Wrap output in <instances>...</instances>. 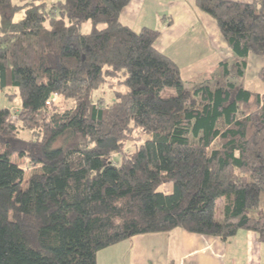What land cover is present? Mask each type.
<instances>
[{
  "label": "trees",
  "instance_id": "obj_1",
  "mask_svg": "<svg viewBox=\"0 0 264 264\" xmlns=\"http://www.w3.org/2000/svg\"><path fill=\"white\" fill-rule=\"evenodd\" d=\"M130 2L0 0V95L21 103L0 107V264H97L176 229L252 232L264 258V92L237 84L264 0H195L229 55L186 81L159 30L122 24Z\"/></svg>",
  "mask_w": 264,
  "mask_h": 264
},
{
  "label": "crops",
  "instance_id": "obj_2",
  "mask_svg": "<svg viewBox=\"0 0 264 264\" xmlns=\"http://www.w3.org/2000/svg\"><path fill=\"white\" fill-rule=\"evenodd\" d=\"M22 18L23 13H17L14 21ZM120 21L135 31L159 30L155 48L179 66L184 81L229 55L215 22L196 7L195 0H131ZM97 264H264V258L252 232L238 231L222 241L176 229L119 242L100 251Z\"/></svg>",
  "mask_w": 264,
  "mask_h": 264
},
{
  "label": "rangeland",
  "instance_id": "obj_3",
  "mask_svg": "<svg viewBox=\"0 0 264 264\" xmlns=\"http://www.w3.org/2000/svg\"><path fill=\"white\" fill-rule=\"evenodd\" d=\"M20 16L21 14L17 15L18 18ZM168 22L169 20H167L166 22L167 25H169ZM88 31H89V25L88 24L83 25L82 32L87 33ZM263 67H264V56L251 55L248 59V66L245 71V75L241 81L237 82V84L243 86L245 89L250 90V91L259 92V93L264 92V82H261L258 79V73L260 69ZM12 92L13 90H11V93ZM5 93H7V91ZM172 93L173 92L171 90H166L162 93V95H165V94L168 95ZM20 104H21L20 98L18 96H16L15 99H12V100H10L7 96H5V94L4 95L1 94L0 96V106H4L14 111L20 108ZM12 159L14 163L18 164L20 167L25 169L26 172L24 175V181H26V179L28 178V170L26 166L21 160L17 159L16 157H13ZM263 191H264V187H263ZM261 201H262V204L264 205V193L261 195Z\"/></svg>",
  "mask_w": 264,
  "mask_h": 264
},
{
  "label": "built area",
  "instance_id": "obj_4",
  "mask_svg": "<svg viewBox=\"0 0 264 264\" xmlns=\"http://www.w3.org/2000/svg\"><path fill=\"white\" fill-rule=\"evenodd\" d=\"M48 104V103H47Z\"/></svg>",
  "mask_w": 264,
  "mask_h": 264
}]
</instances>
